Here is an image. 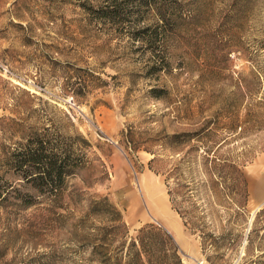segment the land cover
Returning a JSON list of instances; mask_svg holds the SVG:
<instances>
[{
  "label": "rangeland",
  "instance_id": "1",
  "mask_svg": "<svg viewBox=\"0 0 264 264\" xmlns=\"http://www.w3.org/2000/svg\"><path fill=\"white\" fill-rule=\"evenodd\" d=\"M107 1L0 0L1 184L34 193L7 163L34 134L71 143L79 158L53 201L0 207V264H104L91 246L109 242L112 260L122 243V256L145 223L174 238L180 264H264V0H122L111 19L95 11ZM205 121V144L237 160L247 190L237 236L217 253L202 252L173 209L199 214L206 202L215 226L227 216L218 192L192 190V208L176 195V161H198L204 141L176 145L171 134ZM101 197L110 206L96 212Z\"/></svg>",
  "mask_w": 264,
  "mask_h": 264
},
{
  "label": "trees",
  "instance_id": "2",
  "mask_svg": "<svg viewBox=\"0 0 264 264\" xmlns=\"http://www.w3.org/2000/svg\"><path fill=\"white\" fill-rule=\"evenodd\" d=\"M136 1L139 5H147L151 0ZM124 4L125 2L122 0H109L95 11L99 13L100 17L118 18L124 14L122 12ZM143 30H146V28H142L139 32L143 33ZM147 40L150 41L149 38ZM212 135V130L208 128L207 121L192 131H180L171 134L172 137H176V145L189 139L204 141L198 161H187L185 163L183 156L180 157L179 161H176V195L183 191L181 196H184L185 200L190 202L192 208L194 204L190 199L194 195L193 191L198 193L199 189H202L211 198H216V192H218L220 199L217 204L222 206L223 210L226 211L225 214H227L224 223L215 226L216 224L212 222L214 218L209 216L211 213L205 210L206 202L203 203L204 208L200 210L199 214L194 211L195 207L182 212L177 206L173 209L180 217L184 228L190 231L191 234L197 232L196 236L201 251L204 252L206 244L212 247L214 253H217L222 244L234 241L237 236L234 233V228L239 222V211L243 209L246 202L247 190L246 180L237 160H233L228 156L217 157L216 150L205 144ZM134 148L133 146L132 149ZM192 150L195 151L196 149L193 148ZM146 151L153 154L150 150ZM184 156H190V154ZM153 159L154 157H151L147 161L149 170H152L151 163ZM78 160V154L72 148L71 143L60 145L56 144L53 139L34 134L26 140L18 152L10 153L7 160V163L19 172L23 183L21 186H25L26 189L32 190L34 193L7 188L9 185L1 184L0 181V207L11 204L15 210L24 209L36 204L39 197H42L43 200L53 201L54 197L64 189L65 178L75 173L79 163ZM195 173L203 177L201 184L198 182H192L191 185L179 183V179H184V177L192 180ZM184 183H187V181ZM166 193L171 201V190L167 189ZM102 206H110L105 197L91 202V209L96 210V212ZM10 212L5 211V214ZM263 213L264 207L255 213V217ZM7 221L8 219L5 216L6 225ZM214 230H217V232L215 233ZM69 234L72 238L77 237L74 231L69 232ZM3 238L4 234H2L1 240ZM109 244L107 242L91 246L92 249L98 248L102 254L101 263L121 264V258L124 257V264H180L177 247L169 233L151 223H145L136 229L135 234L130 237L122 256L121 243L114 248L113 259L109 260L111 257L107 254L106 248ZM0 249V257H2L4 251H6L4 241L0 243ZM39 254L45 258L49 256L48 251H42ZM32 261L33 259H29L28 263L31 264ZM2 264H16V261L11 258Z\"/></svg>",
  "mask_w": 264,
  "mask_h": 264
},
{
  "label": "crops",
  "instance_id": "3",
  "mask_svg": "<svg viewBox=\"0 0 264 264\" xmlns=\"http://www.w3.org/2000/svg\"><path fill=\"white\" fill-rule=\"evenodd\" d=\"M176 236H178L177 238L183 244V247L189 248V250L195 251V245L192 242L193 240L189 236L184 235L183 232L181 230H178V229L176 230ZM172 240L174 241V243H176L174 238H172ZM175 245H176L178 251H180L181 249H180L179 245L177 243Z\"/></svg>",
  "mask_w": 264,
  "mask_h": 264
},
{
  "label": "built area",
  "instance_id": "4",
  "mask_svg": "<svg viewBox=\"0 0 264 264\" xmlns=\"http://www.w3.org/2000/svg\"><path fill=\"white\" fill-rule=\"evenodd\" d=\"M2 68V67H1Z\"/></svg>",
  "mask_w": 264,
  "mask_h": 264
}]
</instances>
